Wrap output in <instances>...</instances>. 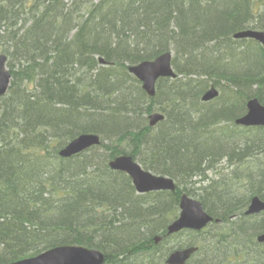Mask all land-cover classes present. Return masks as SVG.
<instances>
[{
    "label": "rangeland",
    "instance_id": "1",
    "mask_svg": "<svg viewBox=\"0 0 264 264\" xmlns=\"http://www.w3.org/2000/svg\"><path fill=\"white\" fill-rule=\"evenodd\" d=\"M4 1L3 10L6 13L4 15L0 13V53L6 55L7 68L11 71L14 82L20 84L24 102L28 104L34 98H37L39 103L44 102L41 100L43 97H41V92L51 85L52 78H54L56 79L54 84L71 90L78 99L83 100L82 94L86 95L84 101L89 107L84 109L95 115L88 116L84 114L82 106L77 107L81 112L67 115L66 119L71 120L73 125L66 126L57 123L53 113L44 114L36 121L44 130L48 142L53 146L59 144L61 147L71 136L83 129L96 132L100 137V142L72 159V167L75 170L80 167L88 177V181L80 187V193L74 191V194L70 195L68 188L59 183L60 167L56 153L50 152L47 156L44 151V156H36L23 152L26 144L37 146L35 131L16 133L9 124H5V130L0 128V152L5 155V158L8 156L7 159L12 164L9 172L13 175L12 183L21 203L20 206H5L0 195V213L7 218L5 219L7 223L4 226L0 225V240H2L0 241V260L16 251L20 252V255L25 254L20 259L32 257L37 255L36 251L39 252L44 246L59 243L61 240L99 245L105 249L106 253H111L115 252L118 247L126 246L142 237L146 234L145 232L159 233L166 229L169 219L178 214L179 206H174L167 195L158 199L146 198L145 194L136 190L128 173L111 168L110 162L114 157L117 154L126 153L135 158L144 169L171 177L179 191H187L202 199L205 206L214 214L217 215L219 211L234 212V216H226L224 224H227L228 228L221 223L215 224L210 233L204 231L195 233L194 230L182 229L170 236L161 245L166 254L169 255L175 250L193 244L197 249L184 264H221L232 251L243 248L245 253L233 256L232 259L236 261L232 264H258L259 262L264 264V243L257 241L256 236L257 230L264 229V210L250 214L245 212L254 195H259L264 199V154H262L264 152V141L262 140L264 128L244 130L245 128L236 127L230 120L231 116L241 111L248 97H257L264 103V81H262L264 67L261 65L263 61L261 54H258L259 50L244 49L247 42L235 38L230 43L221 44L220 47L210 43L205 48L206 52L199 51V58L197 53L193 54L192 62L196 56L204 68L215 64L217 69L236 77L246 74L249 77V83H242V79L239 78L235 80L236 86H231L234 89L226 88L223 86L224 81L221 80L223 78L220 75H213L208 71L207 76L198 77L192 84L182 82L181 90H186L182 103L184 106L175 109L174 114L169 115L170 111L164 107L163 101L160 103L156 101L152 104L145 101L142 85L131 78L127 70L125 72L130 75L124 79L113 80L111 78L105 82L103 79L100 80V77L106 75L107 72L110 73L111 68L121 70L118 64L136 63L124 56L123 50L126 49L130 53V48L123 42L119 44L122 41V34L125 33L114 26L115 21L120 20L128 24L126 22L128 17L140 14L132 21L133 26L126 28L130 31L128 40L131 37L130 40H133L136 46L156 47L153 50L159 51L158 44L161 46L165 42L156 33L160 22L164 23L166 33L170 30V26L171 29L179 28L177 26L186 27V25H177L179 21H182L181 15L177 19L172 16L177 10L181 12L185 0L175 2L173 7L152 2L148 10L149 16L155 13L152 21L141 17L140 9L145 6L142 5L141 8L134 6L136 11L131 9L132 3L138 0H128L129 11H122L123 0H119L120 5L112 0L109 11L102 8L95 11V0H31L29 6L24 5L21 0H18L19 2ZM207 1L215 2L212 5L216 8L231 0ZM252 2L257 16L253 13L251 22L255 23L259 30H264V0H252ZM158 6H163L161 11H153V8ZM165 11L167 17H170L167 24L166 18L162 17ZM32 23L37 25L29 31V34L33 35L36 31L41 32L44 36L40 37V43L47 45L41 50L29 49L27 52L12 47L18 45L14 41L18 38L11 39L14 34L21 35ZM191 24L194 25L193 22ZM106 25L109 28L103 30L104 39L101 44L97 32L101 26L106 28ZM238 25L240 21L234 22L233 28ZM141 27H144V31L140 29ZM191 28L189 27L190 30ZM108 36L118 42L122 48L119 50L110 48L107 43ZM150 39H155L158 44ZM174 39L179 45L181 44L178 38ZM168 40H170L168 46H170L169 51L172 52L175 74H180L184 70L182 65H185L187 70H191L188 67L190 66L189 58L181 52H176L172 47L171 39ZM82 43H84L83 46ZM199 45L196 47V52L199 50ZM250 45L251 43H248V46ZM57 55L62 57L57 58ZM100 57L104 58L105 63L100 62ZM207 58L213 61H206ZM147 59L149 57L145 56L141 61ZM71 60L72 64L78 62L84 67L80 69L71 67ZM51 61L55 62L53 68H50L51 63L49 62ZM84 61L86 65H83ZM52 70H55V75L51 74ZM109 75L105 78H109ZM164 80L171 81L172 79L164 78ZM96 82L101 87L100 93L105 96V101H100L101 105L109 104L113 107L114 97L117 94L122 92L127 94L122 96L128 97L135 105L133 114H131L133 119H126L130 120L128 131L143 133L146 144L131 143L127 139H122L121 136H115V133H112L113 140H110L104 134L107 133L106 129L96 125L97 114L100 112V108L97 107L100 103L94 98L95 93L93 92ZM205 84L217 87L216 98L206 101L201 99L202 93L199 92ZM107 97L113 100H107ZM153 105V110L162 112L165 119L152 126L149 124L150 118L147 111ZM113 108L120 110L119 106ZM3 111L4 108L0 104V115ZM170 116L172 118L169 120H178V122L173 123L172 121L171 123L180 127V132L184 131L181 136L189 139L186 141L191 145L190 152L194 158H197L190 162V166L188 163L179 166L180 161L176 159L177 157H173L174 152L171 151V146L161 150L159 148H162V144L153 145L148 141L150 140L149 134L146 132H151L153 137H158L160 132H164L167 125L166 120ZM61 118L59 117V122ZM195 120H201V125H194ZM127 123L128 121H124L123 124ZM210 126H217V129H210ZM204 128L211 131L207 138L209 144H206V150H209L208 146L212 141L215 142L212 143L213 150L203 155L198 153L199 147H204L201 135L194 140L190 134L193 136L197 130L202 131ZM168 141L169 139L164 137L160 143ZM147 145L156 146L158 149L152 151ZM49 150L53 151L55 148ZM217 152L229 156L221 158ZM230 155L233 156L234 163H229ZM186 170L204 172L207 180L201 181V177L185 178L182 173ZM196 180L198 183L193 184ZM212 180H215L214 183L223 185L224 191L218 192L217 189L209 187L213 183ZM205 185H207L206 189H201L200 186ZM56 188L57 192L54 191ZM58 191L67 192V196L60 197ZM84 191L89 192L96 202L112 209L120 219L131 223L129 230L123 234L119 246L115 242L118 240L106 233L97 235L91 232V225L97 223V219L88 209V202L79 200L81 192ZM157 200L159 201L156 202ZM50 210L52 211L50 215L43 214L44 211L47 213ZM18 211L24 213L26 221L23 219V222L31 227L30 231L23 232V234L14 231L10 226L11 222L15 221L14 216H17ZM221 234H226V236H221ZM17 242L21 243L16 246ZM128 264H144V259L129 260ZM224 264H229V262Z\"/></svg>",
    "mask_w": 264,
    "mask_h": 264
},
{
    "label": "trees",
    "instance_id": "2",
    "mask_svg": "<svg viewBox=\"0 0 264 264\" xmlns=\"http://www.w3.org/2000/svg\"><path fill=\"white\" fill-rule=\"evenodd\" d=\"M3 1L4 0H0V13L4 15L6 12L3 10L4 9L3 6L5 5V1L4 2ZM21 1L26 6H29L31 4V0H21ZM114 1L115 3L120 5L119 0H114ZM16 2H19V1L16 0ZM112 2H113L112 0H95V4H96L95 11L98 8L99 9L102 8L103 10L109 11L111 8ZM122 2H123L121 6L122 11H129L128 5L130 3L128 2V0H123ZM152 2H158L165 6L173 7V4L177 1L175 0H138L132 3L131 9L133 11H136L137 9L134 8V6L138 8H141L142 5L145 6L144 8L140 9L141 14H142L141 17L143 16V18H146L152 21V19L155 18V13L153 12V15L151 16L148 15V10ZM210 4L208 6L207 4H203L202 6H199L196 0H185V2L183 3V8L181 12L177 10L173 12L172 16L176 17L177 19L181 15L182 21H179L177 25H180V24L186 25V27L177 26L179 28L171 29V26H170V30L166 33L164 30V23L160 22L159 23L160 27L159 29L157 28V32L156 30L155 32L158 33V36L161 37L165 42H163V44L160 46V44H158V42L155 39H150L154 41V43L158 44L157 49L160 48L159 51L153 50V48H156V47L145 48V47L136 46L133 40H130L131 37L128 40V35H130V31L127 30L126 28L129 29L130 26H133L134 23H132V21L137 19L140 14L138 16L136 14L134 17L133 16L128 17L126 19V22L128 24L120 20H117L114 22V26L118 27L120 31L125 33V34H122V41H120L119 44L123 42L124 44H126V46L130 48V53H128L126 49L123 50L124 51L123 53H124V56L126 58L131 59L132 62H139V60L141 61L142 58L145 56H148L149 59H151L162 52L168 51L170 47L168 46V42L170 41L168 39H171L172 47L176 52H181L189 58L190 66L188 67L191 70H187L185 68V65H182V69L184 70H182L180 74H177L175 78H167V79H172L171 81L164 80V78L159 79L158 84H157L156 94L152 98L149 97L143 91V95L145 96L146 102H149L150 104H152L153 102H156V101H158V103L163 101V103L165 104L164 107L166 109H169L170 111L169 115L174 114L175 109L181 108L184 106L182 103L185 97L184 94L186 90L185 89L181 90V87L183 84L182 82L185 81L184 84H186L187 82L192 84L195 81V79H198V77L203 76V75L206 76L208 71L211 73H217L218 75H220L223 78L221 80L224 81L223 86H225L226 88H231L232 85L236 86L235 80L239 78L242 79L241 81L242 83H249V77L246 74H240L238 77H236L231 73L223 72L219 69L212 67L215 64L207 66V63H206L207 67L204 68L200 65V62L198 61L199 59H196V56H195V60L193 62L191 61L193 54L196 55L197 53L198 58H199L200 57L199 51L206 52L205 48H207L210 45V43H214L215 45L220 47L221 44L232 42L234 39L231 38V35L233 33L231 31L235 32L236 30L246 28L250 25H255L257 27L255 23L251 22V18H253L254 16L252 14L254 13L257 16V11L254 12V7H252V4H253L252 0H231L227 4L218 5L216 8H215V5L211 6ZM162 7L163 6H158L157 8L155 7L153 8V11L159 12L161 11ZM162 17L166 18V24L169 23L170 17H167L166 11ZM243 18L245 20L241 22ZM239 21L241 22L240 25L233 28V23L239 22ZM191 22H193L194 25H192ZM36 25H37L36 23H32L31 26L27 28L21 35H18L17 33H15L11 39L18 38L17 40H14L18 45L12 46V47L26 51V52L29 51V49H32V51L43 49L47 44L40 43V40H41L40 37H43L44 35H41V32H38V31H36V33H34L33 35L29 34V31L32 30ZM189 27L190 28L192 27L191 30L189 29ZM108 28L109 26H107L106 28L105 26H101L98 29L97 36L99 40L101 41V44H103L102 42L104 39L103 37L104 34H102L103 30L108 29ZM140 29L144 31V27H141ZM175 37L178 38V40L180 41L181 43L180 45L175 41L174 39ZM61 39H64V37H61ZM107 43L112 49L119 50L120 48H122V46H120L118 42H116L109 36L107 38ZM198 44H200L198 46L199 50L196 52V47ZM83 45L84 43H82V46ZM58 56H61V55H57L56 57L58 58ZM207 60L213 61V59H209V58H207L206 61ZM262 61L263 62L261 63V65L264 67L263 58H262ZM85 62L86 61H84L83 65H86ZM49 63H51L50 68H53L55 66L54 61H51ZM70 65L71 67L76 68V69H80L84 67V66L82 67L81 65H79L78 62H75L74 64H72V60L70 62ZM118 67L121 70H115L111 68V72L110 73L107 72L106 75H102L100 77V80L103 79L106 82L108 80H111V78L113 80L114 79H124L126 76L130 75L125 72L126 70L128 71V65L118 64ZM51 74L55 75V70H52ZM108 74H110L108 76L109 78H105V76H107ZM130 77L133 78L135 81H137L141 85L140 81L137 80L133 75H131ZM55 80L54 78H52L51 85H49L48 88H46L44 91L42 90L41 92V97L43 96L41 100L44 101L45 103L44 102L39 103L38 99L34 98L32 102L28 104L24 102L20 84L12 80L8 93L2 98H0V104L4 108L3 113L0 115V128L2 130H5V124H9L16 133L17 132L27 133L30 131H35L36 139L38 141L37 146H30V144H26L24 146L23 152L36 155V156H44L45 154L48 156L50 155V152L56 153V158L59 161L58 164L60 167L59 183L60 185L67 187L68 193L70 195H73L74 191H77V193H80V187L83 186V184H85L88 181V177L85 175L83 171H81L80 167L78 170H75L74 167H72L73 165V163H71L72 158L64 159L58 156L57 152L59 149L58 148L59 144L57 146H53L50 142H48V138L45 135L44 130H42L39 127V125L37 124L38 122L36 120L44 116V114L53 113L55 115L54 120L56 119L57 123L64 124L66 126L73 125L71 120L66 119L67 115L72 114V113L81 112L80 108L79 109L77 108L80 106L83 107L84 114L88 116L94 115V114L84 109V108L89 107L87 106V103L84 101L86 95L82 94L83 100L78 99L77 97L74 96L71 90H66V88L65 89L62 88L61 85L58 86V84H54L56 83ZM262 81H264V79ZM208 87H209L208 84L203 85L199 93H203L205 90L208 89ZM100 91H101V87L96 82L93 92L95 93L94 98H96V100H98L99 103L100 101H105V96H102ZM127 93H129V91ZM122 95H127V94H125L124 92L117 94L114 97L115 101L113 103V107L119 106L120 110H116V108L111 107L109 104L101 105L100 103V106H97L98 108H100L101 113L99 112L100 114L99 113L97 114L98 119L96 121V125L97 126L100 125L104 129H106L105 131L107 133H104V134L110 140H113L112 133H115V136H121L122 139H127L131 141V143L136 142L139 145H141V143L146 144L145 135L143 133L128 131L129 121L133 119V117H131V114H133L132 113L134 111L133 107H135V105L128 99V97L122 96ZM107 100H113V98L107 97ZM246 102L247 101L244 102V106L240 111L242 113L246 111ZM154 105L150 109H148L147 111L148 113L153 111ZM234 116L235 115L231 116L230 118L231 121H234V118H235ZM59 117H62L61 122H59L58 120ZM169 118H172V116L168 117V119L166 120L167 121L166 124L169 126L166 125L164 132L163 131L160 132L158 137H153L151 135V132H148V131L146 132V134H149L148 137L150 140L148 141L149 143L153 145L162 144L161 145L162 148H159L161 150H164L171 146L170 149L171 151L174 152L173 157H177L176 159L180 161L179 166L186 165L187 163L190 166V162L194 161V159H197V158H194V156H192V153L190 152L191 145L187 143L189 139H185L183 136H181L182 134H184V131L180 132V127H177L174 124L172 125L171 123L172 121L174 123L176 121L178 122V120H175V119L169 120ZM126 119H130V120H126ZM124 121H128V123L124 125L123 124ZM98 122L100 124H98ZM200 122L201 120L199 121L195 120L193 124L201 125ZM200 127H203V126H200ZM216 127L210 126V129H217ZM244 130H253V129H244ZM81 131H91V130L83 129ZM196 132L197 133H195L193 136H191L190 133L189 134H190V137H192V139L194 140H197L198 135H201V138L203 139L204 147L201 148L198 146L200 148V151L198 153L204 155V154L209 153L210 150H213L212 143H214L215 141H212V143H210V145L208 146L209 150L208 151L206 150V144H209V142L207 141V138L211 134V131H209L207 128H204L202 131L197 130ZM76 134H74L70 138L74 137ZM164 137L168 138L169 141L165 143H160V141ZM262 140L264 141V137ZM147 146L152 151L158 149L156 146H152V145H147ZM50 148H55V150L50 151L49 150ZM0 151H1V148H0ZM44 151H45V154H43ZM47 151L49 153H47ZM262 154H264V152ZM217 155L221 157L222 154L217 152ZM227 156L229 155L228 154L223 155V157H227ZM7 158H5V155H3L0 152V195H1V199L3 198L5 206H8V207L20 206L21 205L20 198H18V195L15 192L16 191L15 186L12 183L13 175L12 173L9 172V170L12 169V164L9 162ZM197 162L199 163L198 160ZM232 162L234 163L233 156L230 155L229 163H232ZM182 174L185 176V178L196 179V177H201V181L207 180L204 177L206 176L204 172L203 173L197 172V171L192 172L190 170H186ZM212 182L213 183H211L209 187L217 189L218 192L224 191L222 188L223 185L214 183L215 180H212ZM196 183H198L197 180L193 182V184H196ZM200 187H202L201 189L203 188L206 189L207 185L200 186ZM54 191L57 192V188L54 189ZM183 191L184 190L179 191L177 187V192H168V191L150 192V193H146L145 197L146 198L151 197V198L158 199L162 196L167 195L168 198H170L172 204L174 203V206H179L180 194ZM58 193H62L60 197L67 196V192L63 193L61 191H58ZM91 196L92 195L89 192L84 191V192H81V195L79 197V200L88 202V205H89L87 206L88 209L91 211L93 216L95 215V219H97V223L95 224L93 223L91 225V228L89 227L91 232L97 235L106 233L108 236L114 238L115 240L117 239L118 241H115V242H117V245L119 246L121 244L120 241L123 238V234L128 230V228H130L129 225L125 221L116 217L114 214H111L112 210L110 208H107V206L101 204L100 202H96L94 198H92ZM158 201L159 200H157L156 202ZM203 205L205 206V202H203ZM17 213H18L17 216L16 215L14 216L15 221L11 222L10 224L12 229L16 232H22V234L23 232L30 231L31 227L27 225L28 223L25 224V222H23L26 219L24 217V213H21L19 211ZM0 216H1L0 225L4 226L7 223L5 220L7 218H4L1 215V213H0ZM175 216L171 217L169 221ZM214 227H215V224L211 223L209 224L208 229L207 230L205 229L203 231L206 233H210ZM118 229L122 230L121 233L120 232L117 233ZM145 233L146 234L143 235L142 237L147 238V240H145L144 242H141V238L136 239V242L132 243V245H135V244L136 245L131 246V249L133 251H136V249L138 248L144 249V247L146 248L149 247L150 242L153 241L154 234H156L157 232L155 233L145 232ZM195 233H201V232H195ZM0 241L2 242V240ZM19 243L18 242L15 243L16 246L19 245ZM10 245H14V244H10ZM156 251L157 250H154L153 252H156ZM19 253L20 252H17V251L11 253L6 258L0 260V263H6V262H12V261L19 260L22 257V255H20ZM111 253H108V262L109 264H116L117 262H122L124 261V259L129 257L130 256L129 253H131V251L121 252V254L116 253V252L115 254L113 252ZM232 261H236V260L226 257L222 261L221 264H224L225 262H229L230 264Z\"/></svg>",
    "mask_w": 264,
    "mask_h": 264
},
{
    "label": "water",
    "instance_id": "3",
    "mask_svg": "<svg viewBox=\"0 0 264 264\" xmlns=\"http://www.w3.org/2000/svg\"><path fill=\"white\" fill-rule=\"evenodd\" d=\"M236 38H252L260 42L264 47V31L243 30L235 34ZM172 54L165 52L152 60H145L137 65L129 67L130 72L142 82V87L146 92L155 95L156 81L161 77L175 76L172 68ZM6 56L0 54V97L6 92L11 73L5 65ZM103 62V59L100 60ZM218 94L215 87L210 88L204 95L203 100H210ZM160 113L150 115V124H155L163 119ZM236 123L242 126L264 125V105L257 99H252L247 103V112L238 118ZM100 141L95 133H82L69 141L60 150V155L70 157L77 154ZM114 169L127 171L139 192H149L158 190H175L176 185L172 178L161 175H154L145 171L136 163L131 156L122 155L116 157L110 163ZM179 206L182 211L179 218L169 226V233L182 229L201 230L212 218L203 210L202 202L189 197L187 194L181 195ZM264 210V201L259 197H254L246 213H255ZM259 242L264 243V234L259 236ZM196 246H190L175 250L171 253L168 264H184L185 261L196 251ZM104 255L94 249H84L77 246H60L50 249L42 254L27 257L10 263L3 264H102Z\"/></svg>",
    "mask_w": 264,
    "mask_h": 264
},
{
    "label": "bare ground",
    "instance_id": "4",
    "mask_svg": "<svg viewBox=\"0 0 264 264\" xmlns=\"http://www.w3.org/2000/svg\"><path fill=\"white\" fill-rule=\"evenodd\" d=\"M175 1H180V0H175ZM196 1L198 2L199 6H202L203 4H207V6H208L210 4L207 0H196ZM213 3H215V2H213ZM213 3H211L210 5L212 6ZM244 20L245 19L243 18L241 22H243ZM243 30H256V31H258V27H256L255 25H250V26H248L246 28L236 30L235 32L231 31V32H233L232 35H231V38L235 39L236 38L235 34L240 32V31H243ZM237 39L244 40L245 42H247V44L244 46V49H248L250 51H252V49H250V48H255V50L258 49L259 50L258 54H261L262 58L264 57V47H263V45L260 42L256 41L255 39H252V38H249V39H247V38H237ZM248 43H251V45L248 46ZM252 44H255V45H252ZM212 67L216 68L215 65L212 66ZM212 74L214 75V74H217V73H212ZM213 77H215V76H213ZM136 79L139 80L138 78H136ZM211 87H212V85H210L208 87V89L205 90L202 93V97H201L202 100H203V95L208 90H210ZM231 89H234V88H231ZM252 99L253 100L257 99V101L260 104H264L257 97H252V96L248 97V101H250ZM246 112H247V110L245 112H243V113L239 112L238 114H236L234 116L235 117L234 120L236 121L238 118H240L243 115H245ZM80 132H83V131H80ZM80 132H78V133H80ZM221 158H223V155H221ZM169 192H173V191L170 190ZM182 194H187L189 197L195 198V199H197V200L202 202V200L200 198H197L196 196H194L192 194H189L188 192H182ZM202 205H203V202H202ZM202 207H203V210L212 218L213 223L216 224V225H219V224L222 223L224 225V227H227V224H224V223H226V216H229V217L234 216L233 215L234 214L233 211H231L230 213H224L222 211H219V213L216 215L213 212H211L206 206L203 205ZM247 207L249 208V206H247ZM181 211H182V209L179 206L178 214L169 221L166 229L160 231L159 233L154 234L153 241L150 242L149 247H147V248L144 247V249L138 248V249H136V251H133L131 249V246H135L136 245V244L132 245L133 242H136V239L133 242H131L128 245H126V246L118 247V249L115 251L116 253H120L121 254V252H126V251H131V253H129L130 256L127 257L126 259H124V261L117 262L116 264H126V263L128 264L129 260H137V259H140V258L144 259V264H145V258H146V264H168V259H169L170 255H171V253L169 255L166 254L164 252V250H163V246H161V245L170 236H172V235L178 233L179 231H181V230H179V231H175V232L169 233V226L172 225L176 221V219L179 218V215H180ZM261 211H263V210H261ZM255 213H257V212H255ZM43 214L50 215L51 211H49L47 213H46V211H44ZM111 214H114L116 216V214L113 213V211H112ZM116 217H118V216H116ZM125 222L129 225V227H131V223L130 222H127V221H125ZM128 230H129V228H128ZM223 230H225V229H223ZM121 231H122L121 229H118L117 233H119V232L121 233ZM228 231L230 232V230H228ZM256 232H257L256 233L257 241H259L258 238H259L260 235L264 234V229L257 230ZM244 233H245V231H244ZM221 236H226V234L225 235L221 234ZM140 238H141V242H144L145 240H147V238H145V237H140ZM254 238H255V236H254ZM141 242H140V244H141ZM60 243H63V244H60ZM60 246H77V247L84 248V249H94L95 251L100 252V253H102L104 255V262L102 264H109V262H108V253L105 252V249L103 247H101L99 245H89V244H85V243H81V242H75V241L71 242L70 240H61L59 243L50 244V245L48 244V245L44 246L39 252L36 251L37 252L36 254L39 255V254H42V253H44V252H46V251H48L50 249H53L55 247H60ZM190 246H194V245H190ZM235 249H237V248H235ZM154 250H157V251L153 252ZM115 252H113V253L115 254ZM243 253H245V250L243 248H240L237 251H234V252L232 251L229 254V256H227V258L232 259V258H234L233 256H239L240 254L243 255ZM24 256L25 255L22 254V257H24ZM258 264H262V262H259Z\"/></svg>",
    "mask_w": 264,
    "mask_h": 264
}]
</instances>
